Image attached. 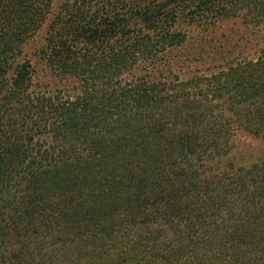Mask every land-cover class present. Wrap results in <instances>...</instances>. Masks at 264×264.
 I'll use <instances>...</instances> for the list:
<instances>
[{"label":"trees","instance_id":"16d2710c","mask_svg":"<svg viewBox=\"0 0 264 264\" xmlns=\"http://www.w3.org/2000/svg\"><path fill=\"white\" fill-rule=\"evenodd\" d=\"M231 19L264 0H0V264H264V43L180 61Z\"/></svg>","mask_w":264,"mask_h":264},{"label":"rangeland","instance_id":"374dc122","mask_svg":"<svg viewBox=\"0 0 264 264\" xmlns=\"http://www.w3.org/2000/svg\"><path fill=\"white\" fill-rule=\"evenodd\" d=\"M60 1L54 0V10ZM39 36L26 45L25 53L34 67L35 81L52 90L57 87L56 82L49 77L43 63L34 55ZM263 43L264 27H253L240 19H231L222 21L205 31L190 28L188 42L182 49L180 61L184 65L183 69L187 67L185 74L198 66L201 67V71L205 67L216 70L221 63L239 55L252 56V53ZM178 66L181 67L180 63ZM231 158L235 164L242 166L264 160V141L246 134L239 135L235 140Z\"/></svg>","mask_w":264,"mask_h":264}]
</instances>
